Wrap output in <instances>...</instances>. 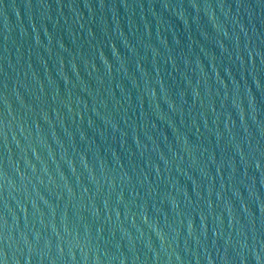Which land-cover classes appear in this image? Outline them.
Masks as SVG:
<instances>
[{
  "label": "water",
  "instance_id": "95a60500",
  "mask_svg": "<svg viewBox=\"0 0 264 264\" xmlns=\"http://www.w3.org/2000/svg\"><path fill=\"white\" fill-rule=\"evenodd\" d=\"M0 264H264V0H0Z\"/></svg>",
  "mask_w": 264,
  "mask_h": 264
}]
</instances>
